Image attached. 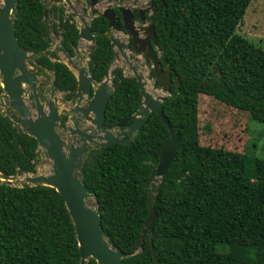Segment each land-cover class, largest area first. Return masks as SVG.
Masks as SVG:
<instances>
[{"label":"trees","instance_id":"16d2710c","mask_svg":"<svg viewBox=\"0 0 264 264\" xmlns=\"http://www.w3.org/2000/svg\"><path fill=\"white\" fill-rule=\"evenodd\" d=\"M151 2L157 53L170 66L172 81L179 82L178 87L171 85L162 104L179 134L178 148L169 168L155 181L169 131L153 111L131 144L95 147L87 153L82 183L93 194L104 237L126 255L122 264H264V160L249 156V148L201 145L197 122L198 97L203 95L247 112L249 122L264 124V48L237 33L252 0ZM44 6V0H17L16 38L33 54L36 73L49 72L55 91L69 101L77 78L57 52L49 50L50 31L74 58L79 29L61 0L46 6L47 18ZM90 27L94 36L87 65L92 78L101 82L116 51L104 17H93ZM149 74L154 77L152 68ZM122 76L120 68L112 82ZM141 99L135 77H127L108 100L105 127H117L138 109ZM67 120L68 115L61 114L59 127L65 128ZM39 153L38 141L0 110V172L36 174ZM156 186L157 221L144 235L140 250L147 192H155ZM79 260L75 228L55 188L0 184V264ZM86 264L97 263L89 258Z\"/></svg>","mask_w":264,"mask_h":264},{"label":"water","instance_id":"95a60500","mask_svg":"<svg viewBox=\"0 0 264 264\" xmlns=\"http://www.w3.org/2000/svg\"><path fill=\"white\" fill-rule=\"evenodd\" d=\"M2 2V3H1ZM93 7L91 13L106 18L109 29L113 33L108 35L113 46L120 52L122 58L130 67L132 76L135 77L142 101L138 109L121 123L118 131L107 129L104 126L105 109L112 93L116 91L128 77L124 74L122 78L110 88L108 82L113 78L120 67L110 69L105 73L103 80L97 83L89 73L88 65L79 67L74 64L73 59L67 55L63 48L58 50L65 54L66 65H73L78 70L77 88L70 100L76 107L72 110L75 114L73 127L67 126V132L62 134L57 130L59 112L54 104V82L50 87V98L47 108L43 106L36 90V74L28 69L27 61L32 59V53L24 50L16 38L14 19L17 13V0H0V79L1 87L8 98V106L15 113L11 120L28 135L33 136L44 151V154L52 162L51 171L48 174H32L26 177L21 185H15L13 181L18 176H9L0 173V184L9 186L27 187L34 185H47L56 189L61 195L66 209L73 222L77 244L79 248V264H86L89 258L97 264H121L126 256L123 252L113 248L104 237L101 226V218L96 208L89 204L88 200L93 197L87 187L82 183V164L85 155L95 145L105 147L110 144H131L139 127L148 119L151 112H156L159 119L167 126L169 137L166 140L158 157L155 169V179L160 178L169 168L170 162L178 148L179 134L172 128L162 110L163 101L168 97V91L172 84L179 86L178 79L172 81L171 68L164 58L156 53L157 42L152 24L150 12L152 2L149 0L145 7H139V20L143 24L139 28L134 27V19L130 7L119 6L120 17L112 7H106L102 11L96 8L98 0H90ZM44 18L48 12L44 6ZM148 13L147 18L145 14ZM83 26L79 30L80 41H92L90 23L83 17L80 18ZM147 21V24L144 25ZM116 34L127 37V43L121 41ZM128 38L131 40L128 45ZM131 48V60L123 49ZM144 57L151 61L154 77L153 83L157 81V87L166 90V95L154 96L144 86L143 72L135 65L136 59ZM163 63L162 68L159 63ZM27 86L31 92L34 109H29L23 100ZM92 91V96L89 97ZM85 104L84 106L81 105ZM90 123L95 133L85 131L80 124ZM65 135H76L79 143L66 144ZM90 144V147H88ZM155 192H147L148 212L144 221L141 235L140 250L143 247L144 235L153 230L157 221L155 203L157 199ZM152 255L155 259L154 247L151 245Z\"/></svg>","mask_w":264,"mask_h":264},{"label":"rangeland","instance_id":"374dc122","mask_svg":"<svg viewBox=\"0 0 264 264\" xmlns=\"http://www.w3.org/2000/svg\"><path fill=\"white\" fill-rule=\"evenodd\" d=\"M51 1L52 0H44L45 5L47 7L50 6ZM136 1L138 7H145L149 0ZM61 3L67 13L73 15L79 27H82V22L80 19L81 17H84L88 22L90 21L92 7H90V3H88L87 0H61ZM118 4L119 3L117 0H99V4L96 7L99 10H102L106 7H114ZM126 4L128 5V1ZM237 33L245 36L249 40L253 41L256 45H260L264 48V0H252L251 4L247 8L246 13L244 14L242 22L238 26ZM50 37L51 47L49 50L52 52H57L59 60L66 63L67 58L65 57V54L57 49L60 45L58 35L51 30ZM90 46L91 42L85 40L80 41L77 49V55L73 58L74 64L79 67L87 66L88 51ZM117 54L118 56L113 61L110 71L115 67H120L123 69L124 74L130 75L131 70L129 69L127 63L121 57L118 51ZM31 61V59L27 61V67L36 74V86L40 91V100L43 106L47 108V102L50 98V73L46 72L37 74L35 72V67L31 64ZM135 65L146 74L145 75L143 73V79L145 81L146 89L148 90V88H150L148 90L150 93L154 94V96L167 94L163 89L158 88L153 83V78L149 76L150 66L146 64V61L143 57H139V60L135 62ZM69 67L75 74L78 73V70L74 69L73 65H69ZM146 81L148 83H146ZM151 83L152 85H150ZM108 86L111 87V80L108 82ZM23 87L25 89L23 96L24 102L28 108L32 110L34 109V106L31 92L27 86ZM53 100L60 115L63 113L70 115L72 110L76 107L73 106L70 101L64 100L63 94L58 91L54 92ZM81 105L84 106L82 103ZM0 110L9 114L11 117L15 115V113H12L8 106V98L5 94H0ZM197 112L199 143L201 145L215 148L222 147L233 151H244L245 149L249 148L246 151L249 156L264 160L263 123L254 119H251L249 122L247 112L228 107L223 103L213 99L212 97L203 95L198 97ZM58 130L60 131L62 129L58 127ZM69 143L70 140L66 139V144ZM51 167V160L45 156L44 151L41 149L37 160V173L48 174L51 171ZM27 176H30V174L17 177L13 183L15 185H21L26 181L25 179ZM88 202L94 205L93 198H90Z\"/></svg>","mask_w":264,"mask_h":264},{"label":"flooded vegetation","instance_id":"af4514ba","mask_svg":"<svg viewBox=\"0 0 264 264\" xmlns=\"http://www.w3.org/2000/svg\"><path fill=\"white\" fill-rule=\"evenodd\" d=\"M128 1V5L126 4V2ZM87 2L88 3H91L90 2V0H87ZM98 2H99V0H98ZM117 2L119 3V4H121V5H115L114 7H112L113 9H114V12H115V14L118 16V17H120V20H121V16H120V12H119V10H118V7L119 6H122V5H124V6H128V7H130V9H131V12H132V15H133V19H134V27L135 28H139L140 26H142L143 24L140 22V20H139V13H138V6H137V1L136 0H117ZM99 4V3H98ZM97 4V5H98ZM96 5V6H97ZM90 7H91V5H90ZM97 8V7H96ZM93 9V7L91 8V10ZM98 9V8H97ZM99 10V9H98ZM103 10V9H102ZM102 10H100V11H102ZM117 10V11H116ZM96 16H99V15H93L92 13H91V18H90V21H89V23L91 22V20H92V18L93 17H96ZM82 18V17H81ZM84 18V17H83ZM85 19V18H84ZM106 19V18H105ZM75 20V19H74ZM108 22V21H107ZM76 24H77V22H76ZM82 26H83V24H82ZM77 27H78V29L80 30V28L81 27H79V25L77 24ZM91 28V27H90ZM108 29H109V27H108ZM92 32V31H91ZM113 33V31H112V29H109V33H107V36L108 35H110V34H112ZM93 36H94V33L92 32V41H88V42H91V45H92V43H93ZM116 36L117 37H123L124 35H122V34H116ZM59 37V36H58ZM126 38V37H125ZM127 39V38H126ZM79 42H80V37H79ZM128 42H129V46H130V44H131V40L128 38ZM128 49L130 50V52H128ZM128 49H123V51H124V53L126 54V55H128V57L130 56V58H131V48L130 47H128ZM147 61H149L150 62V60L149 59H147ZM147 61H146V64L148 65V63H147ZM128 65V64H127ZM149 66V65H148ZM129 67V66H128ZM129 69H130V67H129ZM35 72H36V68H35ZM124 75V74H123ZM129 77V76H128ZM52 83V82H51ZM50 87H51V84H50ZM36 90H37V94H38V96H39V98H40V91L37 89V86H36ZM54 92H55V88H54ZM5 94V93H4ZM49 94H50V88H49ZM6 95V94H5ZM32 96V95H31ZM33 100V99H32ZM41 101V100H40ZM42 103V102H41ZM34 106V105H33ZM11 110V109H10ZM11 112V111H10ZM5 113V112H4ZM7 114V113H6ZM9 115V114H8ZM11 117V116H10ZM72 120V118H69L68 119V121H67V123H70L69 124V126H71V127H73V120ZM71 121V122H70ZM71 140L72 141H77V137L76 136H73L72 138H71Z\"/></svg>","mask_w":264,"mask_h":264},{"label":"clouds","instance_id":"9594fccd","mask_svg":"<svg viewBox=\"0 0 264 264\" xmlns=\"http://www.w3.org/2000/svg\"><path fill=\"white\" fill-rule=\"evenodd\" d=\"M46 6V5H45ZM151 13V12H150ZM147 15H148V13H146L145 14V16H146V18H147ZM47 17H48V15H47ZM147 24V21H146V23L144 24V25H146ZM51 32V31H50ZM126 36H123V37H120V39H121V41L122 42H124V43H127V37L125 38ZM79 44H80V42H79ZM60 46V45H59ZM114 49H115V51H116V56H115V59L117 58V56H118V54H117V49L114 47ZM157 49H158V47H157ZM157 49H156V53H157ZM89 52V51H88ZM119 52V51H118ZM128 52H130V50L128 49ZM119 54H120V52H119ZM121 55V54H120ZM157 55L159 56V54L157 53ZM33 56V55H32ZM128 56V55H127ZM122 57V56H121ZM139 57L140 56H138V58L136 59V60H139ZM130 60H131V58H130V56L128 57ZM144 58V57H143ZM161 57L159 56V59H160ZM73 59V58H72ZM88 59H89V57H88ZM114 59V60H115ZM145 59V61H147V59L146 58H144ZM32 60V59H31ZM88 61V60H87ZM131 62H132V60H131ZM65 63V62H64ZM113 63V62H112ZM66 64V63H65ZM112 65V64H111ZM149 66H150V69L152 68L151 67V61H150V64H149ZM69 67V66H68ZM111 67V66H110ZM70 68V67H69ZM71 69V68H70ZM110 69V68H109ZM120 69V68H119ZM118 69V70H119ZM72 70V69H71ZM74 73V72H73ZM144 73V72H143ZM150 73V72H149ZM75 74V73H74ZM123 74H124V72H123ZM131 74H132V72H131ZM128 75V76H132V75ZM145 74V73H144ZM146 75V74H145ZM76 76V75H75ZM149 76H150V74H149ZM114 77V76H113ZM153 78V77H152ZM53 81V80H52ZM51 81V82H52ZM97 83H100V82H97ZM114 83L112 82V79H111V86L113 85ZM156 86H157V81L154 83ZM55 87V86H54ZM110 88V87H109ZM139 90V89H138ZM165 92H166V90L165 89H163ZM115 92V91H114ZM113 92V93H114ZM91 93V96H92V91L90 92ZM112 93V94H113ZM140 93V92H139ZM168 93V92H167ZM152 95H154V94H152ZM24 96V95H23ZM90 96V94H89V97H91ZM158 96V95H157ZM156 97V96H155ZM72 99V98H71ZM70 99V100H71ZM24 100V99H23ZM69 100V101H70ZM141 101H142V99H141ZM76 105V104H75ZM75 105H73V106H75ZM85 105V104H84ZM12 111V110H11ZM12 113H13V111H12ZM68 115V114H67ZM132 115V114H131ZM59 116H60V114H59ZM130 116V115H129ZM10 117V116H9ZM11 118V117H10ZM69 118H72V120H74V118H75V114L72 112L70 115H68V119ZM58 119H59V117H58ZM71 120V121H72ZM68 121V120H67ZM70 121V122H71ZM73 122V121H72ZM121 123V122H120ZM69 124L70 123H67L66 122V125H65V128H60L59 127V121H58V126H57V130H58V127L60 128V129H62V130H60V132L62 133V134H65L66 132H67V129H66V127L67 126H69ZM80 126H81V128L83 129V130H85V131H88V132H92V133H95L96 131L94 130V128H93V125L92 124H90V123H86L85 125L84 124H80ZM105 126V125H104ZM108 129V128H107ZM112 130L113 131H118L119 129H118V126L117 127H115V128H112ZM59 131V130H58ZM73 136H76V135H65L64 137L66 138V139H69L70 140V143H74V144H78L79 143V138H78V136H76L77 137V141H72L71 140V138L73 137ZM88 147H90V144H88ZM95 147H100V146H98V145H95L93 148H95ZM93 148H91V149H93ZM90 149V150H91ZM89 150V151H90ZM40 151H41V148H40ZM88 151V152H89ZM87 155V154H86ZM86 155H85V157H86ZM156 169V168H155ZM1 173V172H0ZM37 174V173H36ZM25 175H28V174H25ZM30 175H32V174H30ZM22 176H24V175H22ZM18 177H20V176H18ZM162 177V176H161ZM160 177V178H161ZM160 178H156L155 179V177H154V180L155 181H157V180H159ZM56 190V189H55ZM149 191H152V190H149ZM152 192H154V191H152ZM93 198V197H92ZM90 204V203H89ZM91 205H93V204H91ZM94 206V205H93ZM95 207V206H94ZM122 262V261H121ZM122 264V263H121Z\"/></svg>","mask_w":264,"mask_h":264},{"label":"bare ground","instance_id":"6f19581e","mask_svg":"<svg viewBox=\"0 0 264 264\" xmlns=\"http://www.w3.org/2000/svg\"><path fill=\"white\" fill-rule=\"evenodd\" d=\"M146 83H148L147 81H146ZM150 85H152V83L150 84ZM144 88L146 89V87L144 86ZM148 88V87H147ZM151 88H152V86H151ZM150 88H148V90H149ZM147 90V89H146ZM147 90V91H148ZM148 92H150V91H148ZM152 92V91H151ZM152 94V93H151Z\"/></svg>","mask_w":264,"mask_h":264}]
</instances>
